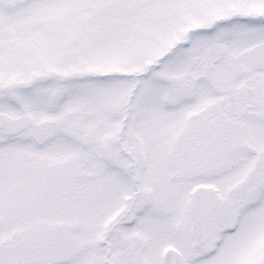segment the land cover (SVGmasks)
I'll return each mask as SVG.
<instances>
[{"label":"snow or ice","instance_id":"obj_1","mask_svg":"<svg viewBox=\"0 0 264 264\" xmlns=\"http://www.w3.org/2000/svg\"><path fill=\"white\" fill-rule=\"evenodd\" d=\"M0 264H264V0H0Z\"/></svg>","mask_w":264,"mask_h":264}]
</instances>
